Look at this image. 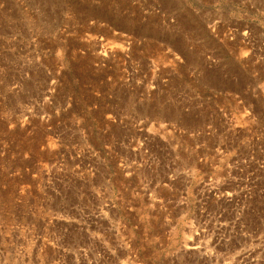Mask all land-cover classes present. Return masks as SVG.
Here are the masks:
<instances>
[{"label":"rangeland","instance_id":"rangeland-1","mask_svg":"<svg viewBox=\"0 0 264 264\" xmlns=\"http://www.w3.org/2000/svg\"><path fill=\"white\" fill-rule=\"evenodd\" d=\"M263 99L264 0H0V264H264Z\"/></svg>","mask_w":264,"mask_h":264},{"label":"bare ground","instance_id":"bare-ground-1","mask_svg":"<svg viewBox=\"0 0 264 264\" xmlns=\"http://www.w3.org/2000/svg\"><path fill=\"white\" fill-rule=\"evenodd\" d=\"M263 101H264V99H263ZM262 105H264V104H262ZM263 108H264V106H263ZM183 249L186 251V250H197L198 248L197 247H193L192 244L185 243Z\"/></svg>","mask_w":264,"mask_h":264}]
</instances>
